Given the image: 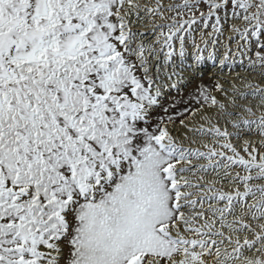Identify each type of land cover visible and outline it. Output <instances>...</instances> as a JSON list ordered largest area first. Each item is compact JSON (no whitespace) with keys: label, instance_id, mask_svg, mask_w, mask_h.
<instances>
[{"label":"snow or ice","instance_id":"snow-or-ice-1","mask_svg":"<svg viewBox=\"0 0 264 264\" xmlns=\"http://www.w3.org/2000/svg\"><path fill=\"white\" fill-rule=\"evenodd\" d=\"M0 264H264V0H0Z\"/></svg>","mask_w":264,"mask_h":264}]
</instances>
